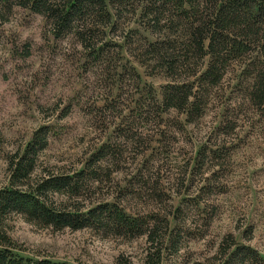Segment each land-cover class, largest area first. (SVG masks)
Wrapping results in <instances>:
<instances>
[{"label":"trees","instance_id":"trees-1","mask_svg":"<svg viewBox=\"0 0 264 264\" xmlns=\"http://www.w3.org/2000/svg\"><path fill=\"white\" fill-rule=\"evenodd\" d=\"M15 8L44 18L55 40L76 38L95 62L106 64L116 44L121 60L131 58L166 83L161 101L149 88L128 116L122 103L116 112L105 103L101 111L109 112V125L121 121L82 167L44 162L49 127L7 157L8 184L0 189V264H66L24 255L12 239L15 217L56 232L89 230L103 239L143 241L138 262L121 254L113 264H264V256L248 245L252 228L243 235L247 244L228 234L208 256L195 258L190 250L192 242L207 236L212 199L227 189L239 119L234 107L203 133L182 174L167 166L172 150L160 133L164 115L172 112L185 117V126L202 131L214 92L235 67L243 68L242 96L264 114V0H0V27ZM178 124L175 132H185ZM116 175L124 176V186L110 187ZM186 185L196 191L190 199Z\"/></svg>","mask_w":264,"mask_h":264},{"label":"rangeland","instance_id":"rangeland-1","mask_svg":"<svg viewBox=\"0 0 264 264\" xmlns=\"http://www.w3.org/2000/svg\"><path fill=\"white\" fill-rule=\"evenodd\" d=\"M130 27L138 28L136 23ZM112 45L107 63L95 62L76 38L55 40L44 18L29 10L14 9L0 27V189L8 184L7 157L24 150L41 127H49L50 133L43 155L45 163L65 169L82 167L86 155L106 142L121 121L109 125V112L101 111L105 103L114 112L123 104L128 116L149 88L161 101L166 79L151 75L127 56L121 60L116 44ZM128 65L136 69L140 81L133 79ZM242 70L231 69L214 92L201 122L202 131L185 126L183 115H164L160 133L167 135L172 150L167 166L171 163L177 174L184 172V161L196 151L208 127L220 122L225 109L234 107L239 117L232 138L231 165L224 180L227 189L212 199L213 212L209 215L214 216L205 239L190 244L191 252L198 255L195 258L210 255L228 234L238 243L247 244L243 235L249 228L253 234L248 245L264 256V114L255 111L242 96ZM235 101L239 103L236 107ZM178 122L185 126V132H175L173 128L180 127ZM125 183L123 175H116L110 187ZM184 193L192 198L196 191L186 185ZM11 226L12 239L24 255L66 264H113L121 254L138 262L144 247L142 240L125 243L103 239L89 230L56 232L28 224L21 217H15Z\"/></svg>","mask_w":264,"mask_h":264}]
</instances>
